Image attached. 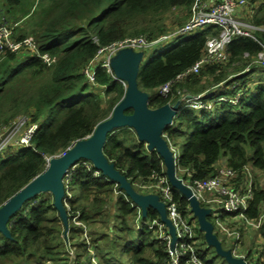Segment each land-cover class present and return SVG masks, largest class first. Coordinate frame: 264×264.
Segmentation results:
<instances>
[{"label": "trees", "instance_id": "1", "mask_svg": "<svg viewBox=\"0 0 264 264\" xmlns=\"http://www.w3.org/2000/svg\"><path fill=\"white\" fill-rule=\"evenodd\" d=\"M194 1L33 0L32 10L24 6L29 0H0V22H9L6 16H10L11 21L19 23L33 15L32 36L42 52H49L58 59L48 66L31 53L7 50L0 54V125L21 113H28L32 121L38 122L30 146H19L0 154V205L43 171L49 158L90 135L124 96L122 82L99 65L95 69L97 85L87 82L82 69L99 47L127 35L149 32L151 37L164 14L175 7L190 9ZM257 3L252 22L264 26V0ZM218 32L215 25L200 28L188 39L154 57L147 66L140 64L138 71V86L150 93L148 105L152 108L169 100L175 102L176 87L184 83L189 87L197 84L191 92L206 91L207 98L235 92L236 88L231 87L235 82L247 88L237 105L222 102L213 112H197L182 103L172 124L165 127L163 133L175 155L176 167L190 169L192 177L197 179L213 175L221 157L226 158L229 166L239 167L252 161L264 170V79H260L255 88H249L246 81L248 73L262 67L253 65L245 74L240 73L243 68H239L248 59L244 58L246 52L251 56L261 50L264 30L253 31L261 43L251 36L234 37L228 46L231 53L228 61L205 66L199 74L176 82L172 86L173 95L164 96L158 91L160 85L192 65L201 56L207 37ZM26 35L30 33L23 31L18 36ZM224 65L236 68L231 77ZM202 74H207L214 82L200 84ZM102 85H105L106 98L99 93ZM210 85L215 86L212 89ZM186 136H189L187 143L178 155L176 146H180ZM103 150L136 189L137 183L150 182L155 172H163L159 154L149 151L129 127L109 132ZM95 169L87 159H80L70 168L66 189L76 190L75 195L66 200L70 210L65 206L70 238H76L84 253H89L83 229L72 225L73 216L78 212V218L88 227L91 225L92 245L101 264H125V257L127 264H169L165 246L154 238L152 230L146 225L133 228L130 219L135 222L137 207L124 189L101 171L94 174ZM174 193L185 208L188 200L177 190ZM263 200L264 188L258 185L249 210L251 216L259 212ZM63 203L65 205L64 200ZM157 216L158 212L149 207L145 218ZM99 222H103L104 227H98ZM8 227L10 237L0 231V264H50L64 257L61 219L52 196L39 193L27 199L10 217ZM262 233L264 235V228ZM256 238L250 242H255ZM202 240L205 241L204 235ZM210 247L206 244L198 249L205 264H214L219 257L215 252L209 253ZM258 247L262 248V244ZM73 260L76 261V254ZM85 261L86 258L82 264H86ZM223 261L227 262L224 258Z\"/></svg>", "mask_w": 264, "mask_h": 264}, {"label": "built area", "instance_id": "2", "mask_svg": "<svg viewBox=\"0 0 264 264\" xmlns=\"http://www.w3.org/2000/svg\"><path fill=\"white\" fill-rule=\"evenodd\" d=\"M258 5L259 3L250 0H195L191 5L189 19L176 32H194L208 25L217 26L219 32L207 37L201 56L174 78L160 85L158 87L159 93L164 96L173 95L172 86L176 82L182 81L192 74H199L205 66L228 61L231 55L228 46L234 37L246 35L253 37L255 41H259L253 35V31L256 29L264 30V26H258L252 22V17ZM17 24L18 22L14 24L5 21L0 22V52L7 50L13 52L23 51L36 55L48 66L56 63L57 57L49 52H42L34 36L26 35L21 38L16 36L15 27ZM172 35L174 34L164 33L149 38L150 36L144 33L116 39L100 46L96 55L84 66L82 72L89 84L97 85L95 69L99 65L113 75L115 79L122 82L126 88L127 82L117 78L111 66V60L115 54L122 48H132L139 51L146 49L149 45H159ZM94 41H97L95 37ZM261 45L262 48L256 55L250 56L246 52L244 56L246 58L250 57L252 62L264 66V44L261 43ZM102 87V97L106 98L105 85H102ZM231 87L236 88L235 92L222 93L221 96L218 95L214 98H207L206 91L185 93L176 90L175 96H178L177 100H180V105L183 103V106L197 112H213L215 106L222 102L237 105L243 93L247 90L240 82H235ZM168 102L170 104L174 103L171 100ZM180 109L179 106V111ZM37 128L38 122L32 121L28 113H21L8 123L1 124L0 154L19 146H30ZM2 137L3 139H1ZM66 150L57 155L64 153ZM161 164L163 172H155L150 182L140 183L139 187L148 189L149 191L146 193L157 194L159 200L164 203L166 215L175 229L176 240L172 243V234L159 214L154 218H145L146 216L142 215L140 206L130 199L131 203L137 207L135 226L140 228L142 225H146L148 229L152 230L154 238L164 244L169 264H205L198 255L200 243L195 230V221L193 220L196 217L189 200L171 185L163 161ZM70 168L63 179L65 189L69 185ZM98 173L99 170L95 169L94 174L97 175ZM176 175L192 191L200 204L210 209L208 219L212 222L214 232L220 241L226 242L227 247L224 248L230 249L234 257L242 258L245 264H264V257L260 252L261 248L258 247L261 244L264 245V235L262 233L264 228V200L259 204V212L255 216L249 214L251 205L255 200L256 188L258 185L264 188L261 181V178L264 179V170L255 166L252 161H248L239 167L229 166L227 163L218 161L215 166V173L206 178H193L191 170L183 167H176ZM174 190H177L180 196L188 200V205L185 208L182 207L180 200L175 197ZM138 191L145 193L142 190ZM71 196V192L66 189L64 201L69 210L70 206L66 200ZM73 218L78 225L85 226V222L78 218V212ZM251 232H257L259 235L255 240L256 247L246 245L244 242ZM83 234V237L87 240V233L83 231ZM253 239L254 237L250 240ZM87 246L92 264H100L95 257V249L90 247L88 240ZM66 259L69 262L74 259L72 250H68Z\"/></svg>", "mask_w": 264, "mask_h": 264}, {"label": "water", "instance_id": "3", "mask_svg": "<svg viewBox=\"0 0 264 264\" xmlns=\"http://www.w3.org/2000/svg\"><path fill=\"white\" fill-rule=\"evenodd\" d=\"M143 52L132 48L120 49L111 60V66L117 78L127 82L124 96L114 106L111 114L98 122L93 132L78 139L62 154L54 155L47 161L46 167L29 182L16 191L0 205V231L10 237L8 221L22 207L23 203L41 192L49 191L53 195V206L58 211L68 230V214L63 203L65 193L64 177L67 170L80 159H87L93 166L110 180L124 189L130 199L140 206L145 217L148 208L155 209L172 234V243L176 240L175 229L168 219L164 203L155 193L139 192L128 178L115 166L104 153V145L109 132L122 127L133 129L139 141L144 142L149 151L155 150L161 157L165 172L171 185L188 198L199 228L204 233L205 241L213 246L216 253L230 264H245L242 258L234 257L230 249L223 247L208 219L210 209L202 206L192 191L176 175V162L173 151L164 136V129L172 124L179 113L180 100L174 103L152 108L148 105L150 93L138 86V71ZM131 112H126V110Z\"/></svg>", "mask_w": 264, "mask_h": 264}, {"label": "rangeland", "instance_id": "4", "mask_svg": "<svg viewBox=\"0 0 264 264\" xmlns=\"http://www.w3.org/2000/svg\"><path fill=\"white\" fill-rule=\"evenodd\" d=\"M34 1L36 2L37 0H34ZM253 1L258 2L260 0H253ZM33 4H34L33 0H29V2H27V3L25 2V4H24L25 9L31 7V9L33 10V8L35 7V5H33ZM188 11L185 8L175 7V8H172L171 10H169L166 14H164L163 18L157 23L158 25H156V27L154 29V32L152 33V36L149 37V38H154V37H156V36H158L160 34H164V33H169V34H174V35H172L169 39L163 40L159 45H152V46L149 45V46H147L146 49L141 50L143 52V56H142L143 58H142L141 63H140V64H142V66H144V67L147 66L148 63L154 57H156L160 53L164 52L165 50L169 49L170 47L174 46L178 42L184 41L185 39H188L192 35L193 31L185 32V33H177L176 32L177 29L180 26H182L183 24H185V22L189 19L190 15H191V12L189 13ZM6 20L9 21L8 23L14 24V21H11V20H13L12 17H10V16L7 17L6 16ZM34 22H35V19H34L33 15L31 17H29L28 19H24V20L20 21L16 25V31H15L16 36H18L19 33L23 32V31H28V33H30V35L34 34L32 32V26H33ZM141 34H144V33H141ZM145 34L148 35L149 32H145ZM148 36H150V35H148ZM0 54H1V52H0ZM244 58L246 59V57H244ZM243 62H244L243 65H240V67H239V68H243V70L240 72L242 74H245V73L249 72L250 69H252L253 65L262 67L264 69L263 65H258L256 63L252 62V58H250V57H248V59H246ZM225 65L223 67H225ZM235 66H237V65H235ZM225 68H227V66ZM262 68L256 69L252 73H248L249 76L246 77V81L248 82V85L250 86L249 88H255V86L258 84L259 80L260 79H264V70ZM227 69H228L227 72L230 73V77H231L233 75V70H235L236 68H234V66H228ZM201 80L202 81L200 82V84H208L209 85L210 83L214 82V80H212L211 77H208L207 74H202V79ZM209 81H211V82L209 83ZM214 86L215 85H213V86L210 85V88L211 87L213 88ZM195 87H197V84H193V85H191L189 87V86H187L184 83L183 86H177L176 90L177 91L179 90L181 92L183 91L185 93H192L191 89H194ZM99 93H100V95H102V89H99ZM3 137L1 139H3ZM188 137L189 136H186L184 138L183 143L180 144V146H176L177 150H178V155L180 153H182L184 145L187 143ZM222 158H223L222 160L225 161V162H221V163H226V158L225 157H222ZM261 181L264 183V179L263 178H261ZM139 184L140 183L136 184L137 185V190H142L145 193L149 191L146 188L139 187ZM69 191L71 192V194H73L72 196L75 195L76 190L73 191V190L70 189ZM41 194L44 195V196H52L53 197L52 193L49 192V191L41 192ZM68 204H69V202H68ZM111 209H112V213H113L114 212V207L112 206ZM193 220L195 221L194 222L195 225H196L195 230L197 232V237L199 239L200 247L204 248V246H206V244L208 245V243L206 241L202 240V237H203L204 233H203V231L200 230L198 222H197V219L195 218ZM134 221H135V218H134ZM130 222H131L133 228H136L135 222L132 223L131 219H130ZM73 223L75 225H78L75 222L74 218H73V221H72V225H73ZM61 225H62V230H61L60 234H61L62 241H63V246L62 247H63V250L65 251V253H63L64 257H61V259H58V260L57 259L56 260H52V261H50V264H82V263H84L83 261L85 260V258H86V261H85L86 264H92V262L90 261V258L88 259L89 253H87V254L84 253L83 248L81 246H78L79 243L77 242L76 238H74V239L70 238L71 235L69 234V224H68L67 232H65V228H64V224H63L62 220H61ZM84 225H85L84 227L81 226V225H79V226L83 229L84 233L85 232L87 233V237H88L87 240H88L89 244L91 245L90 247L93 249V245H92V241H91V235L94 238V233L92 232L91 225L89 227H88V225L86 223H84ZM97 226L98 227L99 226H103L104 227L103 222H99ZM97 226L95 225V228H97ZM258 236L259 235H258L257 232H251V234L248 237L245 238V241H244L245 244L246 245H250V246H255L256 243L254 241L250 242L251 241L250 239L252 237H257L258 238ZM204 242H205V244H204ZM222 243H223L222 244L223 247H227L226 242L222 241ZM262 247L263 248L260 249V252H261L262 256L264 257V245L263 244H262ZM68 250H72L74 257H75V254H76V261L77 262L74 261L73 259H72L71 262H69L66 259L67 256H68ZM209 250H210L209 253H211V255H213L214 252L216 253L214 247H212V246L210 247ZM84 255H85V258H82V257H84ZM95 257L99 260L97 254H96ZM216 258L217 259L214 262V264H220L221 262L223 264L228 263V262H224L223 258L220 257V256L216 257ZM127 262H128L127 261V257H125L124 258V263L127 264Z\"/></svg>", "mask_w": 264, "mask_h": 264}, {"label": "crops", "instance_id": "5", "mask_svg": "<svg viewBox=\"0 0 264 264\" xmlns=\"http://www.w3.org/2000/svg\"><path fill=\"white\" fill-rule=\"evenodd\" d=\"M209 1H212V0H209ZM180 8H185V9H187V11L189 10V11H188L189 13L191 12V7H190V9H188V8H186V7H180ZM189 13H188V14H189ZM253 74H254V73H253ZM259 77H260V76H259ZM259 81H260V80H259ZM258 83H259V82H258ZM212 89H213V88H212ZM222 159H223V158L221 157L219 161H220V162H225V161H223ZM263 184H264V183H263Z\"/></svg>", "mask_w": 264, "mask_h": 264}, {"label": "bare ground", "instance_id": "6", "mask_svg": "<svg viewBox=\"0 0 264 264\" xmlns=\"http://www.w3.org/2000/svg\"><path fill=\"white\" fill-rule=\"evenodd\" d=\"M221 96V95H220Z\"/></svg>", "mask_w": 264, "mask_h": 264}]
</instances>
